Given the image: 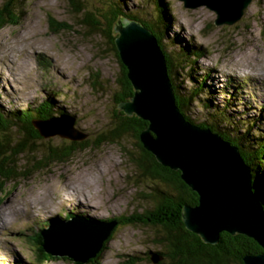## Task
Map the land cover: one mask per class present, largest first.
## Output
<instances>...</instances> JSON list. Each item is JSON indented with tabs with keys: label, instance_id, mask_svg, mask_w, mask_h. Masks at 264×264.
<instances>
[{
	"label": "rangeland",
	"instance_id": "obj_1",
	"mask_svg": "<svg viewBox=\"0 0 264 264\" xmlns=\"http://www.w3.org/2000/svg\"><path fill=\"white\" fill-rule=\"evenodd\" d=\"M106 1L73 0V6L69 0L17 1L23 12L19 23L0 29L1 105L6 110L30 109L32 118L59 112L60 120L46 125L51 130L67 129L69 120L63 115L72 116L73 128L87 134L83 148L37 172L33 169L44 147L67 146L70 140L57 134L35 140L36 154L20 158L16 164L20 176L5 183L0 179V215L5 217H0V264H55L31 262L34 254L28 239L40 227L66 228L58 222L45 226L52 218L63 219L65 213L88 219L138 215L152 210L157 190L169 189L158 179L141 175L133 161L139 157V149L132 136L94 143L120 110L115 95L120 92L116 79L121 71L108 39L80 25L83 12L78 15L73 9L84 7L105 24L99 15ZM114 1L139 22L157 24L153 0ZM164 2L169 21H161L158 33L189 51H205L194 63L193 57L183 59L189 66L187 73L180 68L173 74L178 89L187 95L199 93L190 105V117L195 123L205 122L240 137L252 121L249 131L264 135V0H252L237 22L220 26L214 24L215 12L204 5L185 8L181 0ZM51 20L65 22L68 28L52 30ZM41 102V113L34 111ZM12 133L16 131L5 135L12 138ZM166 235L160 226L117 225L99 264H158L149 252H164L166 248L157 239ZM159 260L170 264L164 254Z\"/></svg>",
	"mask_w": 264,
	"mask_h": 264
},
{
	"label": "water",
	"instance_id": "obj_2",
	"mask_svg": "<svg viewBox=\"0 0 264 264\" xmlns=\"http://www.w3.org/2000/svg\"><path fill=\"white\" fill-rule=\"evenodd\" d=\"M181 1L185 8L204 5L214 11V24L220 26L237 22L252 0ZM113 26L112 32H117L116 51L133 88L130 99L118 107L126 115L147 121V127L139 133L143 149L163 167L179 171L180 179L197 195L195 205L182 208L185 228L209 245L219 243L222 232L245 235L262 251L243 256V263L264 264V210L253 191L250 168L238 148L217 132L185 119L175 103L164 54L148 28L127 19H119ZM63 117L69 120L65 130L46 126L59 121L58 116L32 123L42 137L57 134L71 141L86 138L87 134L73 128L72 116ZM55 222L66 228L42 229L43 248L79 263L100 251L117 224L114 219L75 216L66 220L52 218L50 227ZM150 258L157 263L161 257L150 253Z\"/></svg>",
	"mask_w": 264,
	"mask_h": 264
},
{
	"label": "trees",
	"instance_id": "obj_3",
	"mask_svg": "<svg viewBox=\"0 0 264 264\" xmlns=\"http://www.w3.org/2000/svg\"><path fill=\"white\" fill-rule=\"evenodd\" d=\"M17 1L21 0H4L0 4V29L7 25H16L19 23V19L23 12L19 9ZM69 1L73 6V0ZM153 3L157 7V15L159 16L157 24L154 25H147L145 22H139L137 20L139 18L136 15L123 11L120 4L116 3L114 0H107L104 2L106 8L101 11L99 15L102 20L105 21V24H102V21L98 20L92 11L84 7H74L73 10L75 14L78 13V15L83 12V17L78 21L79 24L88 27L91 32H98L103 38L108 39L111 45L110 48L116 56L121 71V76L116 79V83L120 88V92L115 95V105H117V107L120 103L129 100L133 94L132 85L126 77V69L120 62L116 51L114 44L115 36L111 35L113 24H115L118 19L124 18L139 22L141 25L148 28L156 37L158 45L162 49L165 57L167 74L173 89L175 103L185 119L195 123L188 114V111L190 105L194 102L199 93L196 91L195 93H191V95H187L184 89H178L179 83L175 82L173 74L178 72L177 70L180 68L187 73L189 66L185 62L186 59L189 60L193 57L192 62L194 63L198 58L204 55L205 51L196 48L189 51L188 48H182L178 45L174 39H172V41L170 39L165 41L166 36L162 33H158V29L161 26V21H169L167 17L170 15V11L164 0H153ZM50 24L52 30L68 28L65 22L55 23V21L51 20ZM164 41L168 43L167 47L163 46ZM168 48L170 49L168 50ZM172 50H174V52L170 57L169 54ZM174 60H177L175 64ZM48 102L50 103L49 106L53 109L51 101L48 100ZM43 104L44 103L41 102L39 107L33 110H38L39 113H41L42 108L40 107L43 106ZM29 112L30 109L20 110L13 108L11 110H6L0 103V132L3 133L0 135V179L3 183L14 177L20 176L19 172L15 171L17 170L16 164H18L20 158L36 154L38 151L34 146V141H38L37 139H41L42 136H40L36 127L33 126L32 119H37L39 116L34 115V118H32ZM212 113L216 114V111L213 110ZM57 114L60 113L58 112L56 115L40 114L39 119L55 117ZM217 120L220 121L219 118H217ZM225 121L227 122L226 119L222 120L223 123H225ZM111 123V126L94 140V143L97 144L101 141L108 140L113 141L124 135L132 136L134 138V143L139 149V157L133 161L136 163L141 175L158 179L170 190L156 191L157 193L154 196V205L151 211H143L138 215L130 214L129 216L121 215L122 217L111 218L117 220V224L112 229L108 238L104 241L100 251L85 263L75 262L71 258L55 256L45 251L39 231L33 232V234L28 237L30 241L29 245L34 254V261L30 260L31 262L36 263L50 260L58 264L57 261L62 259L69 261L68 263L70 264H99L106 244L111 240L113 231L117 225L130 224H146L164 228L167 235L157 239V243L166 248V250L164 252L159 250L157 252L151 251V253L156 254L158 257L163 256V254L166 255L170 259V264H229V261H233L236 264H244L242 261L243 256L247 254H258L262 251L254 240L242 234L230 235L223 232L220 234L219 243L209 245L203 243L198 235L188 231L182 221V208L184 205H195L197 203V195L180 179L179 171L163 167L156 162L150 152L143 149L139 141V133L147 127V121L135 115H126L121 110H117L113 114ZM195 124L217 132L223 139L229 141L230 144L238 148L242 159L250 168L253 191L257 195L264 210V172L262 170L264 168V135H260L259 133L255 135L249 131V128L253 125L252 121L248 123V129H246L245 135L241 137L234 136L232 132H224L219 127H213L205 122H197ZM230 126L233 127L232 124ZM239 127L242 128V124ZM11 130L16 131L15 135L12 133V138L6 137L5 133ZM86 140L87 139L83 141H70L67 146L61 144L57 145L55 148L44 147V153L39 161H37L33 171L37 172L40 169L46 168L51 162L64 161L71 156L75 150L83 148L87 143ZM20 168H22V165H20L19 170ZM23 176L27 177L28 175L26 173L25 175L23 174ZM111 219L105 218L103 220L107 221ZM55 220H58V218H55ZM50 223L45 226H49ZM41 229L42 227L39 228V230ZM159 262L158 264H160Z\"/></svg>",
	"mask_w": 264,
	"mask_h": 264
},
{
	"label": "bare ground",
	"instance_id": "obj_4",
	"mask_svg": "<svg viewBox=\"0 0 264 264\" xmlns=\"http://www.w3.org/2000/svg\"><path fill=\"white\" fill-rule=\"evenodd\" d=\"M69 191V190H68ZM69 192H71L72 193V191H69ZM48 210V209H47ZM37 213H40V212H37ZM72 214H74V213H72ZM41 215V214H40ZM76 215V214H75ZM0 217L1 218H5L3 215H0ZM97 219H99V220H101L102 218H97Z\"/></svg>",
	"mask_w": 264,
	"mask_h": 264
},
{
	"label": "flooded vegetation",
	"instance_id": "obj_5",
	"mask_svg": "<svg viewBox=\"0 0 264 264\" xmlns=\"http://www.w3.org/2000/svg\"><path fill=\"white\" fill-rule=\"evenodd\" d=\"M223 233V232H222ZM225 233V232H224Z\"/></svg>",
	"mask_w": 264,
	"mask_h": 264
}]
</instances>
